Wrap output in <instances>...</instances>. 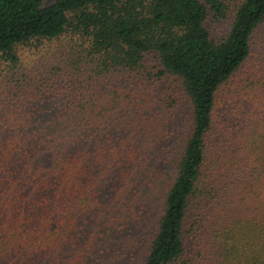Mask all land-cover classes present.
Masks as SVG:
<instances>
[{
	"label": "trees",
	"instance_id": "trees-1",
	"mask_svg": "<svg viewBox=\"0 0 264 264\" xmlns=\"http://www.w3.org/2000/svg\"><path fill=\"white\" fill-rule=\"evenodd\" d=\"M183 99L161 190L149 158L170 152L162 123ZM250 208L264 209V0H0V264H87L133 246L127 224L152 210L139 264H189L194 224ZM216 230L217 264H264V227L257 244Z\"/></svg>",
	"mask_w": 264,
	"mask_h": 264
},
{
	"label": "rangeland",
	"instance_id": "rangeland-1",
	"mask_svg": "<svg viewBox=\"0 0 264 264\" xmlns=\"http://www.w3.org/2000/svg\"><path fill=\"white\" fill-rule=\"evenodd\" d=\"M52 0H42L43 4L50 3ZM235 2L236 0H230ZM230 11H227L225 16L215 19L210 15L209 23L211 27L222 32L225 30ZM21 56L24 59V64H31L33 55L27 48H20ZM32 55V58H30ZM34 63V62H32ZM186 102L183 99L170 113H168L166 120L162 123V130H164L168 140V153L162 149L161 153L155 159H150L156 167L159 168V189L163 190L166 184H169L173 175V159L181 147L184 140L185 133L189 128V114ZM167 153V154H166ZM163 155L162 157H160ZM160 208V202L156 204ZM203 216L204 220L198 225L194 224L191 233L187 235L188 250L187 255L189 264H217L212 253L215 247L214 237L218 238L216 234L220 231H214L217 226L227 224L231 226L235 234H238L241 239L248 243L258 242L259 231L258 227H264V209H248L246 211H236L233 213H220ZM155 210L145 212L139 222H130L127 225H133L132 234L129 236V230L126 227L128 236L133 239V246L130 241H116L108 244L105 249L99 250L96 253V258L87 264H139L144 255L149 239V234L153 231ZM258 226V227H257ZM214 236V237H213ZM129 245L128 247H126ZM248 251V248L245 249ZM84 261L83 263H86ZM82 263V264H83Z\"/></svg>",
	"mask_w": 264,
	"mask_h": 264
}]
</instances>
